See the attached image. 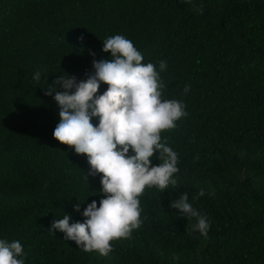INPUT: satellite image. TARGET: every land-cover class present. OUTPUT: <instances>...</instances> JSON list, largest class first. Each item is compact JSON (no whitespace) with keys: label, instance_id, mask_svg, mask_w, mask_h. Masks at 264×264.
<instances>
[{"label":"trees","instance_id":"trees-1","mask_svg":"<svg viewBox=\"0 0 264 264\" xmlns=\"http://www.w3.org/2000/svg\"><path fill=\"white\" fill-rule=\"evenodd\" d=\"M114 35L157 71L167 63L162 100L188 115L161 133L178 155L176 187L146 188L141 227L103 256L49 231L103 197L87 156L53 137L59 108L43 89L86 79ZM185 191L207 236L170 207ZM0 239L19 241L25 264H264V0H0Z\"/></svg>","mask_w":264,"mask_h":264},{"label":"clouds","instance_id":"clouds-1","mask_svg":"<svg viewBox=\"0 0 264 264\" xmlns=\"http://www.w3.org/2000/svg\"><path fill=\"white\" fill-rule=\"evenodd\" d=\"M197 11L203 14L202 9ZM102 42V51L110 53L111 58H94V71L87 73L86 79L77 80L66 73L43 90L59 108L60 119L53 137L77 155L87 156V178L101 177L103 197L99 204L95 200L87 204L82 222H70L71 216L64 214L52 222L49 231L54 235L57 231L63 233L65 240L74 241L84 252L107 256L113 250L112 241L129 238L134 229L141 227L139 198L145 189L156 187L165 192L169 186L176 187L178 155L166 141L161 142V133L174 129L188 113L182 101L162 100L165 84L160 72L167 70L165 61L159 62V71L155 64L144 63L143 54L123 35L110 36ZM91 54L95 57V53ZM33 79L39 82L41 73L37 71ZM101 84L108 87L98 94ZM183 91L187 94L190 85ZM94 118L98 119L96 125ZM154 158L161 162L153 165ZM205 194L201 189L193 199ZM81 206L78 202L73 207L79 213ZM170 207L178 210L179 216L195 220L189 234L207 236L211 222L189 203L186 191L171 200ZM24 255L19 241L0 239V264H25L21 258Z\"/></svg>","mask_w":264,"mask_h":264}]
</instances>
